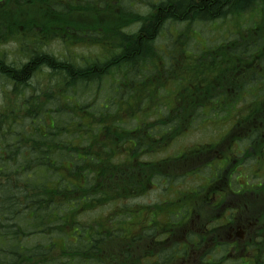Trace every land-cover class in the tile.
Returning <instances> with one entry per match:
<instances>
[{"label":"trees","instance_id":"obj_1","mask_svg":"<svg viewBox=\"0 0 264 264\" xmlns=\"http://www.w3.org/2000/svg\"><path fill=\"white\" fill-rule=\"evenodd\" d=\"M122 0H0V41H8L7 38H17L24 27L25 33L38 35L40 45H46L55 38V32L65 33L72 25L71 12L78 16L83 15L89 23L82 25L83 32L96 33L97 41L101 39L98 31L105 27L106 43L114 48V53L108 54L107 59L92 60L89 64L80 65L74 61L67 62L58 59L52 54H36L31 63H22L18 67L0 60V73L7 79L2 78L3 103L0 109V264H136L130 263L123 247L132 244V235L124 233V223L113 224L109 236L113 244L111 250L101 251L86 260L88 256L80 257L78 247L90 249L89 241L85 233H81L78 223H85L79 219L78 213L88 210L100 203V200H85L83 193L89 190L85 177L90 175L95 190L102 192L105 170L113 164L111 157L116 150L104 151L102 156H93L82 144H78L79 132L76 121L79 118L89 119L88 128L84 135L90 133L93 126L101 125L102 134L105 137H113L117 142L128 140L130 135L141 134V130L134 132L125 130L120 124L119 108L115 102L107 103L104 108L85 109L90 105L87 102L73 103L78 95L72 92L71 86H63L56 89L59 83L50 73L35 66L40 61L52 68L53 73L61 74L64 69L72 67L76 82L91 85L94 80L100 82L104 78H113L110 85L119 81V90L115 93L122 100L124 95L129 98L137 96V104H141L145 98L154 100L162 92L167 90L165 76L175 80L180 79V74L172 73L165 54L156 44L162 27L166 22H191L194 18L203 20L215 19L213 10L209 7L208 12L201 14L194 10V3L187 0L168 1L164 0L160 5H153V12L146 15L130 10L117 13ZM230 5L236 7L237 15L246 12L242 0ZM259 1V0H257ZM264 1V0H262ZM9 2L10 5L8 4ZM210 0L209 3L210 4ZM131 2L128 4L130 5ZM133 3V2H132ZM243 4V5H242ZM67 5L71 8L68 14H61L55 6ZM175 6H182L187 14L175 12ZM226 6H229L226 5ZM206 7H208L206 5ZM106 9L107 15L103 9ZM20 12V19L13 20L12 10ZM211 9V10H210ZM125 10V9H124ZM225 14L231 9H225ZM46 22H40L41 15ZM57 12L58 16L54 13ZM111 14V15H110ZM193 15V18L191 17ZM102 15L105 20L102 18ZM10 22V23H9ZM141 22L138 32H127L126 28ZM7 23H9L7 25ZM106 24V26H105ZM57 27V29H54ZM91 28L90 30H87ZM61 31V32H60ZM83 32L71 35L73 40L83 37ZM68 33V32H67ZM82 33V34H80ZM88 34V36L90 35ZM51 37L47 38L46 35ZM59 35V34H58ZM91 37V36H89ZM27 43V38L24 39ZM179 42V41H178ZM29 44V43H27ZM213 48H207L212 52ZM144 51L146 54L140 56ZM179 54L183 52L180 45L175 48ZM244 49L234 52V55L244 54ZM42 59V60H41ZM147 65L154 66V74L145 78L134 86H126L125 78L140 68ZM161 67V71L157 72ZM220 70V69H219ZM47 76V79L38 87L30 84V80L36 73ZM150 80H154L153 86ZM164 82V85L162 82ZM182 85L179 92L182 95L195 94L199 98H191V104L195 108L197 102L204 103L214 93L215 86H200L197 81ZM91 83V84H90ZM79 85V86H80ZM124 87L122 91L121 87ZM139 87V89L136 88ZM126 88V90H125ZM112 91L111 86L109 93ZM5 95V97H4ZM28 98V100H27ZM56 99V100H55ZM29 101V104L26 102ZM51 101H53L51 103ZM57 101V102H56ZM56 102V104H54ZM92 105V104H91ZM90 105V106H91ZM120 107V103H117ZM121 108V107H120ZM136 107L134 110H136ZM87 110V111H85ZM198 114L200 113L199 110ZM182 111L174 109L172 118ZM132 117H134L132 115ZM119 120V121H118ZM111 121V123L109 122ZM45 123L39 127L37 123ZM109 122V123H108ZM54 135L59 137L57 143ZM125 136L126 138H124ZM129 138V139H128ZM117 142H114L117 145ZM39 145V146H38ZM128 162L135 170H146L152 165L136 161ZM122 165V164H116ZM128 166L127 164H125ZM128 170H122L121 175H129ZM119 174V176H120ZM46 178H43L42 176ZM140 176V175H138ZM149 181V177L145 182ZM142 182V181H140ZM138 181L127 182L134 187L141 185ZM119 186V179L116 187ZM142 189L146 186L141 185ZM114 189V190H115ZM27 195H24V193ZM129 193V192H128ZM127 193V195H128ZM114 198V197H110ZM135 209V208H131ZM122 213L126 214L122 210ZM97 217L93 225H90V235H96L99 227H104L103 221ZM54 222H57L55 225ZM49 229V230H47ZM61 236L65 244L54 248L49 242L45 252L39 251L49 238ZM40 238L44 242L39 241ZM55 249L58 252H55ZM143 258H146L144 256Z\"/></svg>","mask_w":264,"mask_h":264},{"label":"flooded vegetation","instance_id":"obj_2","mask_svg":"<svg viewBox=\"0 0 264 264\" xmlns=\"http://www.w3.org/2000/svg\"><path fill=\"white\" fill-rule=\"evenodd\" d=\"M247 1L254 10H246L244 55H216L207 60L227 69L232 81L217 89L209 102L198 101L193 109L225 108L237 114L227 123H213L214 137L207 139L200 134L186 150L178 144L173 147L167 137L162 138L158 154L152 157H147L145 151L136 154L135 150H124L136 161L152 165L150 170L138 171L139 182L146 189L141 185L132 188L149 195L157 192L156 199L165 206L163 217L170 218L164 225H154V233L146 236L154 253L168 250L160 264H264V1ZM235 2H228L223 9ZM256 4L260 5L257 17ZM208 9L201 0L194 3V10L201 14ZM217 22L215 18L213 24ZM209 80L217 82L216 77ZM189 120L193 124L196 121L192 117ZM253 133L258 136L253 137ZM143 137L146 138L134 136L131 146H143ZM163 142L168 144L163 146ZM169 157H176L199 172L191 173L194 178L182 177L191 184L194 195L171 198L182 191V185L160 180L167 171H175V163ZM147 177L149 181L145 182ZM137 202L135 205H146ZM169 206L176 208L179 215L173 216ZM151 264H156L152 255Z\"/></svg>","mask_w":264,"mask_h":264},{"label":"bare ground","instance_id":"obj_3","mask_svg":"<svg viewBox=\"0 0 264 264\" xmlns=\"http://www.w3.org/2000/svg\"><path fill=\"white\" fill-rule=\"evenodd\" d=\"M132 1L133 3L131 2L129 5L127 2L122 0L121 5L125 10L119 7L117 9V13L125 12L126 9L128 7L130 8L131 6L132 7L130 8V10L134 11L133 8L136 7V5H140V6L145 5L144 9L146 12H148L147 14L151 12L154 13L153 5L154 4L160 5L161 3L164 2V0H132ZM168 1H176V0H168ZM196 1L197 0H187V3L189 2L194 3ZM210 1H211L210 4H208L209 0H201V2L204 5H207L213 10L212 12L216 19H222L225 21L228 15L225 14V11H223L224 10L223 7L225 4L233 0H210ZM241 2H243L244 6H247L246 10L248 11L254 10L253 7L251 6L248 7L247 0H242ZM55 9L57 11L60 10L62 12L61 14L63 15L68 14L71 10V8L67 5L55 6ZM174 9H175V12H178L179 10H181L180 11L181 15L187 14L186 10L184 9L182 10V6H175ZM103 10H104V13L106 14L107 13L106 9L104 8ZM11 13L13 15V20L20 19V12H18L16 9L12 10ZM137 13H140L141 15H146V14H142L140 11ZM17 14L19 15V18H17L16 16ZM54 14L58 16L57 12H55ZM191 17L193 18L192 14H191ZM102 18L105 20L106 17L102 15ZM39 21L43 23L46 22L44 21L42 15ZM70 22H72V27L74 31L77 34H79L80 31L83 32V30H81L82 25L89 23V20L84 17L75 15L72 17V21ZM191 22L192 24L193 23L197 24L195 26V30L198 32V34L206 36L207 30L204 26H206L205 23H208V22L211 23V20H203L200 18H194ZM9 23H7V25ZM136 24H140V27L142 25L141 22L136 23ZM235 27H238V32L236 31L233 33V36L234 35L235 36L230 39L224 40L223 42L220 43V48H217L219 51V55L223 57H229L233 55V53L236 52L239 48V40L243 38L242 29H244V26H242L240 22L237 21ZM130 28L131 27L126 28L128 29V32L133 31V30H130ZM54 29H57V27H55ZM232 29L233 28L231 25V26L226 27L223 30H232ZM134 32L137 33L138 29H135ZM89 33L90 32H83V35H84L83 37H81L79 40H73L72 38H70L71 35L65 32L64 34L67 36L65 38L66 39L65 41H66V45L68 49H70L74 45L82 44V43L93 45L94 43L90 41V37H89L90 35L88 36ZM22 34L25 36V38H27V43L29 44H27L23 40H17V39L16 40L17 42L20 43L19 49H20V52H22V56H23L22 59L23 61L27 63H31V61L33 60L36 54H40V55L52 54L58 59L65 60L67 62H70V61L75 62L77 60V56H75L76 54L74 52H70L68 54L60 55V56H58L57 54L48 52L45 47L49 44L47 43L44 46L40 45L37 40L38 35L36 34L32 35L29 33H25L24 27L21 28V33L18 34L17 38H20ZM214 36H215L214 34H211L210 38H213ZM46 37L50 38L51 35L47 34ZM7 39L9 42L14 40L13 38H7ZM191 41L192 43H194V40H191ZM195 43L194 44L198 46V43L197 42ZM2 51L4 50L0 51V60H4L6 63L12 64L15 67H18L19 65H21V64H18V62L15 63V62L8 61L6 54ZM114 51L115 50L113 47H109L106 50V53L112 54L114 53ZM145 54H146V51H144L140 56H144ZM35 67L36 68L38 67L37 69L39 70H41V68H44L45 72H41L42 74L50 73L52 74L53 77H55V79L57 80V83H59L58 86H56V89H61L63 86H71L72 88L76 87L77 88L76 94L78 95L77 97H75L76 103H78V101L80 103H83L84 102L83 99H88L87 103H89L90 105L92 104L91 106L90 105L86 106L85 109L87 110H91L93 108H99L97 106V101L95 97L92 96V95H95L96 93V90L94 89V87H92V85L94 84L100 85V83L103 82L104 80L106 82L108 80L109 88L111 86V89L112 88H115L116 90L120 89L117 83L110 85L113 81L112 77L110 78L106 77L102 79L100 82H98L99 80H94L92 84L90 83L91 84L90 86H86L79 90L80 84L76 82L75 80L74 69L72 67H69V69H64V71L61 74L53 73L52 68L48 65H45L43 61H40L38 65ZM152 74H154V66L147 65L144 68L142 67L138 69L137 71H135L133 74H130L125 78V85L128 87L134 86L135 84L151 76ZM0 78H2L4 81H6L7 79L1 73H0ZM100 87L102 86L100 85ZM106 88L107 87L105 86V91H106ZM52 102L53 101H51V103ZM26 104H29V101H27ZM159 107L161 111L158 114L148 112L144 115L143 119L142 117H140L139 121L134 119L132 121H129V123L127 124L122 123L123 122L122 120L119 121L123 129L131 130L132 132H134L137 129H140L141 134L139 135L146 136V138L144 137L142 138L143 140H145L144 145L141 146L139 143H137L136 148H133L131 146V142L128 140H125V142L124 140H120V142H117L113 137H108V138L105 137L102 134L101 125L93 126L91 129V134L84 135V133L86 132L88 128L89 119L79 118L76 121L77 122L76 128L79 132V138L77 140V143L82 144L85 148H87L91 155L101 157L104 151L111 152L113 150H116L115 153L111 157L113 164L108 165L106 170L104 171L105 180L103 181L104 185L102 188V192L100 190H95V187H94V184H93V181L90 175L85 177V181L87 183L86 185L89 187V190L83 193L84 199L85 200H94V199L100 200V197H102V199L100 200V203H98L96 206L92 208H88V210L82 211L78 213V215L81 216L85 212L93 210L94 208L102 204H105V203L114 204V207H112V210L111 209L107 210L106 213L104 212L100 215L95 216L94 218L95 220L97 219V217L102 216V218L100 219L104 223V227H99L96 232V235H90V232H93V231H90V228H89L90 225H93L95 221H92V224H90V223H87L81 220L82 222H85V223L77 224L79 228L81 229V233L86 234L87 236L86 239L89 241L88 244L90 247V249H86L82 246L78 247L77 251L80 257L88 256V258H85V259L90 260L96 255V252L98 251V249H100L101 251H107V250L110 251L111 250L110 246L113 245L109 238V236L112 233L110 231V228H112L113 224L119 225L120 223L119 220H121V222L124 223V226L126 228V230H124V233L127 235L133 236L132 244L123 247V250L125 251L126 256L128 257V260L130 261V263L133 261H137L136 264H143L144 262L143 257L151 256V255L153 256L156 264H160L164 259H166V257L168 256V250H164L162 253H154L149 248L150 243L148 242V239H146V236L149 231L151 232V235L154 233L155 231L154 225L159 226L163 222L170 220V218L163 217V211L165 210V206L161 202H159L156 198H151V203L146 204L143 208L131 209L130 204L132 202H134L135 200L139 201L142 198H146L148 194L147 192L138 191L130 187L129 185H127V182L135 181V180L139 181L138 175H140V172L132 168V166H130V163L128 164V162H135V161H133L132 159L129 160V157L126 151L135 150L134 153L136 154H139L141 151H145V155L147 157H152L158 154V151H157L158 145L163 137H167L170 144L173 147L178 144L179 146H182L186 150L188 149V146L192 144L193 141L196 140L197 136L200 134L206 135L207 139L213 138L214 135L216 134L213 128V123L215 122H219V123L226 122L227 123L228 120L232 118V115L237 114V111L228 110L225 108L221 109L220 111H216V112L203 110V111H200L199 114L197 113V115L194 113L195 118L196 119L200 118V119L195 124H193V122L189 120L191 116L185 113L179 114L178 116L176 117L174 116V118H172V114H175L174 106L169 105V108H168L166 104L160 103ZM109 122L111 123V121ZM130 122H133V123L130 124ZM44 124L45 123H42V122L37 123L39 127H44ZM207 124L209 125V128L205 127V125ZM226 128L227 127L225 126L224 129ZM134 136H136V134L130 135V140L134 139ZM257 136H258V133H253V137H257ZM123 137L126 138L125 136ZM156 138H159V140L156 141L155 140ZM53 139L56 141L55 143H57L59 140V137L57 135H54ZM114 142H117V145H115ZM167 144L168 143H165V142L162 143L163 146H166ZM169 158L175 163V171L173 172L167 171L160 177V180L161 181H165V180L176 181L182 185V191L177 192L176 194H172L171 198L177 199L179 198L180 195L185 197L187 193H190V194L193 193L194 195L191 184L183 181L182 177L189 178L191 176L194 178L195 174H191V173L192 172L199 173V172L186 167L181 162V160L176 157H169ZM113 159H115V161H113ZM211 160L216 161L217 158H212ZM116 164H122V165H116ZM125 164H127L128 166H126ZM154 167L158 169L157 165H155ZM122 170H128L129 171L128 173L130 174L121 175L120 172ZM146 170H150V169L146 167ZM42 177L46 178L44 175ZM118 179H119V186L116 187L115 189V185L117 184ZM24 195L28 196L26 192L23 194V196ZM110 197H114V198H110ZM169 209H170V213H172L173 216L179 215V211L176 208L169 206ZM122 210L125 211L126 214L122 213ZM54 224L56 225L57 222H54ZM39 241L44 242V239L40 238ZM49 242L52 244L54 248H57L58 250L65 244V240L59 235L55 236L54 238L50 237L49 241L43 244V247L39 251L40 253L45 252V249L47 245L49 244ZM57 249H55V252H58Z\"/></svg>","mask_w":264,"mask_h":264},{"label":"rangeland","instance_id":"obj_4","mask_svg":"<svg viewBox=\"0 0 264 264\" xmlns=\"http://www.w3.org/2000/svg\"><path fill=\"white\" fill-rule=\"evenodd\" d=\"M123 1L126 2L127 0H123ZM10 3L11 2H9L8 4L10 5ZM144 7L145 5H141V6L136 5V7H134L133 10L136 12L140 11L142 14H147L148 12L145 11ZM16 16L17 18H19L18 14ZM237 21L240 22V24L244 26V28L246 27V24L248 23V21L245 20V17L233 18L232 16L227 17L225 21L219 20L217 23H214V24L210 22L205 23L206 26L204 27L207 30L206 36L198 34V32L195 30V26L197 24H194V23L188 24L191 22L179 21L175 23L167 22L166 24H164L157 38V41H156V44L160 49L162 48L168 51L170 47H173L172 44H175L178 38L180 40H185L186 42H189L190 40L192 45H188L189 48L187 47L186 50L184 49L183 52H180L177 58L175 59V61L173 60L171 64H169L172 73L180 74V79L175 80L172 78L168 81L170 84L173 85L172 89L169 88L168 84H165V87L167 88V90H165L164 95L159 93V95L157 96V99L161 100V103L166 104L168 108H169V105L175 106V104L177 103V96L179 92L181 91V88L183 87L182 85H186V84L189 85V83L191 84L192 82H194L192 80H195L196 78H198V76H210V75H215L216 73V76L220 77L221 79L223 80L228 79V75L225 71L226 70L225 68H222L219 70L218 66H211L210 64L206 63L208 58L219 55V51L217 48H220V42H216L215 44L216 49H214L210 53L207 51V47L210 45H214V43L212 41H205V39L210 38L211 34L215 35L213 39L219 38V40H225V39H230L234 37L235 35L233 36V33L236 31L238 32V27H235ZM231 25L233 28L232 30H223L226 27L231 26ZM139 27H140V24H135L133 27L130 28V30H133L134 32V30L139 29ZM90 29L91 28H88L87 30H90ZM105 29H106L105 27H100L101 31H98L101 34L100 44L103 48L96 46V44L89 45V44L82 43V44L74 45L70 49H68L66 45V41H64V38H66L67 36L65 34H59V32L57 33L55 32L56 37L51 39L48 42L49 45H47L45 48L48 52L57 54L58 56L65 55L70 52H74L76 54L75 56H77V60L82 58L84 62H87L95 58L97 54L104 55V51H105V56H106L107 54L106 50L109 48V45L105 41L107 40ZM72 34L73 33H70V35ZM13 39L14 40L10 42L0 41V51L4 50L2 52L6 54V57L8 61L10 62H15V63L18 62V64L25 63V61H23L22 59L23 58L22 52H20V49H19L20 43L17 42V40L24 41L25 36L22 34L20 38H16L17 40L15 38ZM191 40H194V43L197 42L198 46L195 45L196 43L195 44L192 43ZM197 59L199 60V63L197 62ZM161 70H162L161 67H159L157 72ZM45 79H47V76H44L37 72L30 80V84H32L35 87H38L41 84L42 85L45 84L43 83ZM142 81L143 80H141L140 82ZM150 81H151L150 85L153 86L152 81L154 80H150ZM161 82L164 85V82L163 81ZM1 83H2V80H0V109L3 103V92L2 91L5 88ZM224 83L226 84L227 82L225 81ZM100 85L102 87H100ZM100 85L99 84L92 85V87H94V89L96 90L95 95H92V96L95 97L98 107H106L107 103H109V99L105 94H107L108 96H113V95H117V93H115V88H112V91L109 93V81L108 80L107 82L104 80L103 82L100 83ZM117 85L119 86V81H117ZM86 86H90V85L84 84V83L81 84L79 86V90ZM105 86L107 87L106 91H105ZM136 88L139 89L138 86H136ZM121 89L122 91H124L123 86L121 87ZM76 91H77L76 87L72 88V92L76 93ZM137 99H138L137 96H135L133 98H127L123 100L114 98L113 101L116 104L120 103L122 112H130L131 109H134L137 106ZM85 100H88V99H85ZM149 105L150 103L141 104V110L135 114L136 116L135 118L137 121H139L140 117H142L143 119L144 115L146 114L145 110L149 109ZM159 112L160 111H157L156 114H158ZM126 118L127 117H124V119ZM132 123L133 122H130V124ZM115 159H113V161H115ZM253 180L254 179L252 180L250 179L249 181L252 182ZM157 195H158L157 192H154L150 195L148 194L146 198L140 199L136 204H141V205L149 204L151 203V198H156ZM105 204H102L94 208L93 210L85 212L83 215L79 216V219L92 224V221H95L94 219L95 216L100 215L104 212L106 213L107 210L109 209L112 210V207H114V204H111V203H105Z\"/></svg>","mask_w":264,"mask_h":264}]
</instances>
